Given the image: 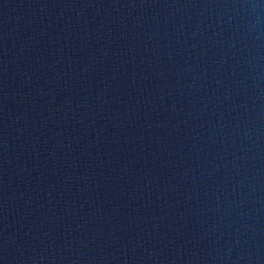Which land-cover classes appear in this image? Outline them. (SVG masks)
I'll use <instances>...</instances> for the list:
<instances>
[{"label":"water","instance_id":"1","mask_svg":"<svg viewBox=\"0 0 264 264\" xmlns=\"http://www.w3.org/2000/svg\"><path fill=\"white\" fill-rule=\"evenodd\" d=\"M0 264H264V0H0Z\"/></svg>","mask_w":264,"mask_h":264}]
</instances>
